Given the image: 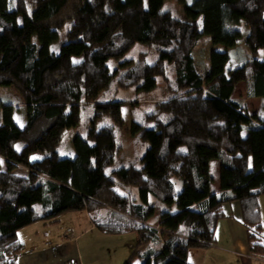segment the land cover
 Listing matches in <instances>:
<instances>
[{"label":"trees","instance_id":"1","mask_svg":"<svg viewBox=\"0 0 264 264\" xmlns=\"http://www.w3.org/2000/svg\"><path fill=\"white\" fill-rule=\"evenodd\" d=\"M178 1L183 15L169 0H0V85L15 87L27 111L19 124L12 102L1 105L0 264H18L24 226L84 209L105 233H137L123 264H192L189 249L215 242L231 201L264 260V0ZM204 34L223 46L207 65L195 57ZM244 35V60L227 71ZM137 42L156 60L112 71L108 60ZM161 77L172 95L131 124L146 147L111 168L126 101L108 90L149 93ZM241 82L261 111L233 96ZM72 128L74 153L64 154Z\"/></svg>","mask_w":264,"mask_h":264},{"label":"rangeland","instance_id":"2","mask_svg":"<svg viewBox=\"0 0 264 264\" xmlns=\"http://www.w3.org/2000/svg\"><path fill=\"white\" fill-rule=\"evenodd\" d=\"M169 2L179 11L178 13L183 15V7L178 0H169ZM245 39L246 36L244 35L233 48L232 58L226 65L227 71L233 70L239 62L244 60V54H246ZM215 47L222 48L223 46L213 44L209 35H202L195 48V57L196 60H199V64H208L210 50ZM143 55L149 62L155 61L158 57L153 47L144 42H137L123 57L119 59L110 58L108 62L114 71L120 66V62L128 58L132 62H136ZM108 93L115 95L116 100L126 101L122 106L124 125L118 134L120 150L111 167L116 168L127 164L137 152H143L142 149L147 145V143L142 145L132 134V120L144 121L145 111L149 110L153 104L171 96L172 92L168 90L167 82L161 77L158 79L156 87L149 93H143V90H138L136 87L115 90V86H112ZM233 96L241 98L251 112L262 109L261 97L248 96L245 82H241L235 87ZM5 102H12L14 118L19 124H23L27 115L26 104L15 87L0 85V120L2 117L1 105ZM71 131L62 145L63 153L69 155L74 153L72 145L73 128ZM212 166L213 173L216 175L217 165L215 162ZM118 188L121 189L120 186ZM180 188L181 184L178 186V189ZM133 189L136 190V187ZM121 191L124 192L122 189ZM57 218V222L39 220L18 230V236L26 244V248H32V252L34 251L36 254L58 255V253L64 252L68 259L66 264H77L78 259L81 264H123L128 257L130 252L128 245L134 241L133 236L126 233H105L94 224L93 227L89 226L92 224L89 210L66 211ZM136 261L140 262V259Z\"/></svg>","mask_w":264,"mask_h":264},{"label":"crops","instance_id":"3","mask_svg":"<svg viewBox=\"0 0 264 264\" xmlns=\"http://www.w3.org/2000/svg\"><path fill=\"white\" fill-rule=\"evenodd\" d=\"M1 121L2 117L0 123ZM215 185L218 188V183ZM259 202L264 233V194L259 197ZM223 207L225 215L216 223L215 242L207 246L191 247L188 252L189 261L192 264H264V260H260L250 253L241 203L231 201L225 203ZM89 226L93 227L94 225L92 223ZM126 234L133 236L134 241L128 245V250L131 252L138 242V235L135 231ZM32 250V248L25 250L20 255L18 264H66L68 260L67 254L64 252L58 253V255L36 254ZM77 261V264H81L79 259Z\"/></svg>","mask_w":264,"mask_h":264},{"label":"snow or ice","instance_id":"4","mask_svg":"<svg viewBox=\"0 0 264 264\" xmlns=\"http://www.w3.org/2000/svg\"><path fill=\"white\" fill-rule=\"evenodd\" d=\"M145 6H147V5H145ZM37 157H32V159H36ZM0 163H3V161L2 160H0ZM251 166V165H250ZM134 264H139V261H136V262H134Z\"/></svg>","mask_w":264,"mask_h":264}]
</instances>
